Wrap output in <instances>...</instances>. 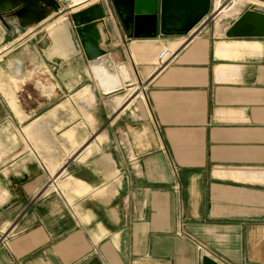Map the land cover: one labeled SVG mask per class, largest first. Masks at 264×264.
<instances>
[{
    "label": "crops",
    "instance_id": "crops-1",
    "mask_svg": "<svg viewBox=\"0 0 264 264\" xmlns=\"http://www.w3.org/2000/svg\"><path fill=\"white\" fill-rule=\"evenodd\" d=\"M56 1L0 0V264H264V38L224 36L264 3L137 38Z\"/></svg>",
    "mask_w": 264,
    "mask_h": 264
},
{
    "label": "water",
    "instance_id": "water-1",
    "mask_svg": "<svg viewBox=\"0 0 264 264\" xmlns=\"http://www.w3.org/2000/svg\"><path fill=\"white\" fill-rule=\"evenodd\" d=\"M58 9L56 0H42ZM264 3V0H256ZM118 15L131 37H153L158 29L164 33H188L210 13L212 0H113ZM99 4L95 3L73 13V39L84 48L88 59L95 60L105 54L99 47V24L96 15ZM224 36L227 38H264V10L252 5L231 25ZM203 264H221L213 257H203Z\"/></svg>",
    "mask_w": 264,
    "mask_h": 264
},
{
    "label": "built area",
    "instance_id": "built-area-1",
    "mask_svg": "<svg viewBox=\"0 0 264 264\" xmlns=\"http://www.w3.org/2000/svg\"><path fill=\"white\" fill-rule=\"evenodd\" d=\"M165 50H163L162 52H164ZM167 63L161 64L160 66L164 67L166 66Z\"/></svg>",
    "mask_w": 264,
    "mask_h": 264
},
{
    "label": "rangeland",
    "instance_id": "rangeland-1",
    "mask_svg": "<svg viewBox=\"0 0 264 264\" xmlns=\"http://www.w3.org/2000/svg\"><path fill=\"white\" fill-rule=\"evenodd\" d=\"M214 2L216 3V0Z\"/></svg>",
    "mask_w": 264,
    "mask_h": 264
},
{
    "label": "bare ground",
    "instance_id": "bare-ground-1",
    "mask_svg": "<svg viewBox=\"0 0 264 264\" xmlns=\"http://www.w3.org/2000/svg\"><path fill=\"white\" fill-rule=\"evenodd\" d=\"M0 38H1V36H0Z\"/></svg>",
    "mask_w": 264,
    "mask_h": 264
}]
</instances>
